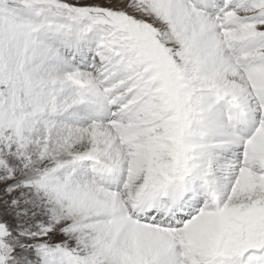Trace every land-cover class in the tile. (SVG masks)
Returning <instances> with one entry per match:
<instances>
[{
	"label": "snow or ice",
	"instance_id": "snow-or-ice-1",
	"mask_svg": "<svg viewBox=\"0 0 264 264\" xmlns=\"http://www.w3.org/2000/svg\"><path fill=\"white\" fill-rule=\"evenodd\" d=\"M0 264H264V0H0Z\"/></svg>",
	"mask_w": 264,
	"mask_h": 264
}]
</instances>
